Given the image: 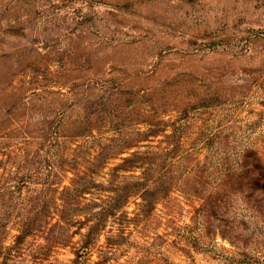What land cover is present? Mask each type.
<instances>
[{"label": "rangeland", "instance_id": "obj_1", "mask_svg": "<svg viewBox=\"0 0 264 264\" xmlns=\"http://www.w3.org/2000/svg\"><path fill=\"white\" fill-rule=\"evenodd\" d=\"M255 159L264 0H0V264H264Z\"/></svg>", "mask_w": 264, "mask_h": 264}, {"label": "trees", "instance_id": "obj_2", "mask_svg": "<svg viewBox=\"0 0 264 264\" xmlns=\"http://www.w3.org/2000/svg\"><path fill=\"white\" fill-rule=\"evenodd\" d=\"M131 161V159L129 157H125L122 159L123 164H119L117 167L119 169H123L122 167L126 168L129 167V165H127L126 163H129ZM256 164H257V168L255 170H257L258 175L261 176V179L264 178V169L263 167L260 165L259 160L255 159ZM124 164H126L125 166H123ZM247 173H252V170H247L246 171V176L248 175ZM253 175V174H252ZM263 177V178H262ZM255 180L251 183V185L249 186V191L251 189V191H264V184L261 185L258 181L257 178H254ZM254 183V184H253ZM254 185V186H253ZM69 188V187H66ZM76 192L79 190H77L76 188H74L73 186H70V192ZM125 200H122L120 202H117L116 200H114L113 202H111L108 206L105 205V207H101L100 208V212L97 214L98 218L93 222V224H91L88 228V232H92V230L94 229H100L102 227L105 226V222L107 221V219L109 217H115L117 215V212L120 210V207H122L123 203ZM80 220L76 219V218H71L70 222H68V225H71L70 223H78ZM37 227H42V225H39ZM20 228H22V225L20 226ZM81 228V227H80ZM31 229L36 230L35 228L31 227ZM80 230V229H79ZM78 232H73V234H76ZM80 233V232H79ZM86 233V234H87ZM24 234V235H23ZM29 234V232H23L22 234H19L18 236H16V240H18V242H21V239L24 238L25 236H27ZM89 242H85L81 248H87Z\"/></svg>", "mask_w": 264, "mask_h": 264}]
</instances>
